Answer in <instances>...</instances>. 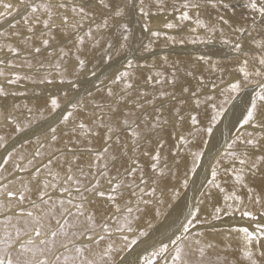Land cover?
Here are the masks:
<instances>
[{
    "label": "rangeland",
    "instance_id": "rangeland-1",
    "mask_svg": "<svg viewBox=\"0 0 264 264\" xmlns=\"http://www.w3.org/2000/svg\"><path fill=\"white\" fill-rule=\"evenodd\" d=\"M95 1H97V0H95ZM91 4H93V3H91ZM97 4H98V2L94 3V5H97ZM85 5H88L86 0H0V28L3 29V27H4L3 25H5V24L10 25V27L7 28L9 33L5 32L6 31L5 29L0 31V35L4 34V37L6 34V38H4V37L0 38V43L2 41H3L2 43H5V42H6L5 44L8 43V45L0 44V57H1L0 58V60H1L0 65H2V64L4 65L3 67L0 66V69L2 72L8 71L5 73L10 74V76L6 74L7 77L6 76H0V82L4 83L7 81L9 86H11V87H9V86L5 87V86H2L4 84H0V98L3 97V90H5V92L13 93L14 98H21V97H28V96H38L42 92H44L45 90H53V88H57L60 86L62 88L67 87V89H62L59 92L57 90L54 92L50 91L49 93L52 96H49L50 94H48V93H47L48 95L47 94L44 95L41 98V100H44L43 101L44 103L41 102L42 106L39 104L38 100H34V99L30 100V102H29V100H26V99H24V100L23 99L22 100H10L11 104H5V105L0 103V121L3 118H11L13 121H14V119L16 120L15 123L7 125L3 128L8 131L10 129H13L15 127V125L21 126L22 124H27L28 120H29V123H31V124H29V123L27 124V125H29L28 127H31V126L33 127L37 123L43 122V120L51 119L52 114H53L52 111H54V110L57 111L59 109V107L63 108L66 105L67 107L65 108V111H67L68 114H66L63 118H61L59 120V121H61V124L63 126L68 127V123H73L71 121L72 118L71 119L69 118V116H72V114H70L69 111H73V113H74V110L76 113L75 116H77V118L74 117L75 119L73 118L72 119L73 121L79 118L78 112L84 111V112H88L91 114V120H89V123H90L89 125L92 124L93 126L88 125V127H89L88 128L87 126H85L86 122L82 123L78 119L76 122H74L76 124V130L73 129L74 130L73 131L72 129H69V130H65L64 132L61 131L60 134H57L58 138L62 141H60L56 137L53 139V137L55 136L53 134H56V130H54L52 134L48 135V136H50V138H48L47 140L44 139L43 142L45 144L44 143L38 144V145L32 144L30 151H31V149H33L32 150L33 152H34V150H36L35 155H37V153L39 151L44 150V154L42 155V157L44 155H46L49 151H50L51 155L56 153V152H59L60 154H63V158L67 159L69 156H71V157H73V156L67 155V158H66V156H65L66 153H62L63 149H67L69 146L71 149H75L74 147L77 148L79 143L80 144L84 143V142L87 143L86 138L88 139V141H90V139L93 138L91 140V141H93V144L91 145L88 143V145H91L93 147L95 145V147L94 148L88 147L86 149L89 150L88 151L89 154H92L96 157L95 160H93V158L91 157L90 162H87L86 160H84V161L82 160L83 162L79 166H78V161H80L81 159L78 157H77V160L74 158L71 159L69 164H67V165L64 163V160H63L62 161L63 164H62V162H58L55 164L56 166L55 165L52 166V167H54V169L52 167H50V168L46 169L47 171H45V170L43 171L45 173V175L49 177V179L47 178V180L44 179L43 181L46 180L45 182H47L50 185H53L52 183L55 181H57V183L59 184L58 189H60V190L56 189L55 191H52V195H53V197L60 199L62 201V204H64L66 206V212L62 214V218L64 220L61 223V225L57 228V230H56V228L54 229V225H52L50 223H44V222H41L39 220H37V222H35L34 224L26 225V223L32 219V217H31L32 211H30L31 208H29V213H28L27 212L28 207L30 205H33L34 202H26L24 195L19 191V189H20L19 185L20 184H21V187H23V186H25L26 183L33 181L34 177L36 175H38L37 172H33L36 170V167L40 166V170L45 169L43 167L44 163L46 166V164H49L52 162V161L49 162L50 158H48V159L43 158V162L38 164V165H36L34 163L35 161L31 159L32 162L28 163L26 165V167H20V168L16 167L14 171H13L14 168H8L6 166V164L2 165V167L0 168V173H3V175H5V176L1 180H3L4 178L8 179L12 174H18V176L14 179L10 178L11 180L7 184L0 186V190L3 191L2 195L9 196V198L12 197L15 201V205H14L15 208L9 209V207L7 205H4L5 199L2 198L0 200V215L6 213L4 216L0 217V263L1 264L4 260L7 259V256L5 253L8 251L9 248L11 250H17V252L9 253L10 258L14 259V261H15V263H13V264H33L32 262H35L37 259L39 260L38 264H47V262L49 263V261L53 255V253L55 252V250L57 248L59 249L61 246H62V248L59 251L60 252L59 259L57 261L53 260L52 262H50V264H76L78 262L77 260L79 259L78 256L81 258L82 253L85 250L89 249L93 245H101V246L104 245L105 246L106 243L116 242L114 244H107V247H109L111 245H115L117 243L122 242L124 244V246L126 245V247L121 248L119 250L118 254L113 259H110L107 261V264H116L120 260L119 256L122 254L123 251H126L129 253L134 248L133 247L134 245L136 246V245L141 244V243L143 244V242L146 239H148L151 232L160 228L161 224L165 222V220H166L168 214L171 212V210H173V208L176 207V205L179 203V201L182 199V197H184L186 194L185 192H183V190L185 191V189L176 190V186L173 183V179H174V176L178 173V169L180 167H182V170H183V168H184L183 166H185V164H186V163L184 164V162L188 161L187 154H190V152L192 153L191 155L197 154L198 155L197 161L201 164V166L203 165L202 162L204 161L205 156L208 154L206 149L203 151L198 150L197 152L191 151L192 147L197 142L198 137H200V135H199L200 129L203 128V126H201L202 125L201 122L198 120V117L204 118L203 122L206 125V118H205V112H204L205 109L203 108L204 102L203 103H198V102L204 101V99H206L205 95H207V94H208L207 97L209 96L208 98L214 97L216 100H219L225 93H227L228 100H233L234 98H236V96H238L240 93H243L246 89L247 90L249 88L255 89L254 92L250 93L251 98L253 97L252 98V100H253L252 106L247 110L246 115L240 121H238V124L240 126L239 128H241V129H235L233 131V134L228 139L230 141L229 142L227 141L228 144L227 145L225 144V146H224V147H226L225 148L226 150L223 151L224 154L219 157L222 162L226 161V158L228 156L226 153L231 155L232 158L228 159L225 162L226 164L224 163L226 165L224 167H222L223 165H220L217 162H216L217 164L215 163L216 165L213 164V167L212 166L210 167V172L208 171L209 174L207 176H209V175L211 176V178L209 176L208 180L210 182L211 181L213 182L215 180L214 182H216L218 177L221 176V173H223L225 171H227V172L229 171L228 173L234 174L235 171L236 172L238 171V168H239V170L248 171L247 173H249V174L253 173L254 170H252V168H250V163L249 164L247 163L248 162L247 159H249L250 155H251V157H253V156H258L256 153H259V152L264 153V144L262 146L261 145H259V146L256 145L255 147L251 146L253 144V143H251V139L252 140L253 139H255V140L259 139L258 133L261 134V132H258V131H260V129L264 130V125H262V124H264V118H261L264 115V0H159V1L154 2L151 5H148V8H145V10H144L146 13L145 15L151 16L150 14L154 15L158 12L159 13L163 12L165 14L167 13L170 16H172V17H170L172 19H169V22L167 21V23H164V25L161 24L159 27H155V28L151 27L152 28V29H150L151 31L149 30L150 26L149 27H143L141 24V21L143 20V19H141V18H143V16H142L143 7L141 5L138 6L137 2L133 6L131 0H104L103 6H101L102 7L101 9L105 10L106 12L103 10L93 12L92 10L90 11L87 6L85 7ZM83 10H86L87 12L82 14ZM139 14H140V17L138 16ZM166 18H169V17H166ZM109 20H110V22H108ZM61 21H64V23H60ZM135 21H137V23L140 24L141 29L139 28L138 32L136 31L137 36L135 35V37H134V32L131 34V32L133 30L131 26H133L132 23H134ZM23 22H25L24 25H26V26L28 25L27 29L29 32L26 31V32H28V34H25V32H24V34L27 35L26 37L21 32H11L10 31L12 28L18 27V25H20ZM99 24L101 26H99ZM189 24H191V25H189ZM93 25L96 28H99V27L103 28L107 25L110 28V32H112L111 31L112 29L114 31L116 29L117 33H120V36L123 35L122 38L125 36L129 39V37H131V35H133L132 36L133 37L132 43L134 44V46L136 45L137 49L139 48L138 49L139 51H137V53L145 55V56L154 52L153 50H148V49H146V51H144L145 47L148 45L147 42L150 40L149 38H151L153 35L154 36L162 35V36H160L162 39V43L164 44L162 49L164 47H166L167 50H169L171 47L174 46V42H173L172 38L173 37L176 38L177 35L182 33L181 31L187 32L188 36H183L181 34V37L187 38V40H186L187 44H191L192 48L193 47L194 48H201V47H203L201 45L205 44L204 46H207L209 43L211 45L213 44L212 46H214V44H217V47L219 50L222 48L233 50V51H235V53L238 54V57H243V59H245V57H244V45L248 43V44H251L257 52L251 53V51H250L249 53H247L248 58L249 57L252 58V59L250 58V60H251L250 63H252V64H250L251 65L250 69H244V70H248L249 72H243V70H240L236 67L230 68L232 70H230V69L225 70V69H220V68L214 67L212 70L207 69L210 71V73H207L205 68H202L200 66H195V64L194 65L190 64V61L201 60V58L205 55V53L207 51H205V53L202 52L201 54L196 53L198 55L193 54V56L196 55V58L194 57L195 60L194 59L191 60L189 58L190 61H187V62L184 61V63H182L181 65H179V62H177L175 60L173 61V60L167 59L164 62L162 61L164 64L160 62V64L157 67L154 66L152 68L153 70H151V68L150 69L147 68V69H149V71H148L146 68H142L144 66L149 65V64L148 65L145 64L144 61L139 60V62H137V64L136 63L134 64L133 62L130 63V61H132V53L130 52V50H131L130 47H128L125 50H119L121 43L120 42H118V43L116 42L117 44L114 43V41L110 37L107 36L108 31L105 32L104 30H102L101 32L104 34L102 35V33L100 32L97 35L98 37L95 39L93 38V41H91L94 43V46L95 45L96 46L90 47L89 49H86L85 51L88 52V54H86V55L84 54V51H83V54L85 55V56L83 55V57H82V52H79V53H81L80 56L75 57V61H77L76 64L73 66H70V64L68 65V62L71 61L72 57L66 53V50L64 51L67 44L62 43L63 39H59L56 37L57 40H55V37H53V36H55L54 32L60 30L61 28L63 29V26H65L64 28H73V31H76L79 33V31L81 29L94 27ZM145 26H146V24H145ZM153 29H155V30H153ZM178 31H180L179 34H178ZM145 32H147L146 36H145ZM78 33H76V34H78ZM15 34L16 35L18 34V35L16 36ZM20 34H22V35H20ZM160 37H158V38H160ZM53 38H54V40H53ZM136 38H138V39H136ZM16 39L17 40L19 39L18 40L19 42ZM65 40L66 39L64 38V41ZM70 40H71V42L74 41L72 39H70ZM12 41L15 44L12 43ZM51 41H52V43H51ZM9 42H10V44H9ZM135 42H137L138 44ZM60 43H62L63 45L60 46ZM100 44H102V45H100ZM195 44L196 45L199 44L200 46L197 47V46H195ZM97 45L99 46V48H98L99 50L97 49ZM113 45L115 47V51L113 49L110 52L109 49L114 48V47H112ZM2 46H4V49L2 48ZM212 46H210V47H212ZM5 47H7V48H5ZM52 47H54V48H52ZM49 49H53V50H49ZM96 50H98V51H96ZM245 50H246V48H245ZM43 53H44V56H43ZM61 53L63 54L62 56L64 57V60L66 59L65 61L63 60V58L61 59V57H60ZM96 54H99V56L98 55L96 56ZM102 54H103V56H101ZM167 54L168 53H166V52H165V54L162 53L161 56H158V59L159 58L166 59L167 57H164V56ZM88 56H89V58H88ZM189 56H192V55H189ZM5 57H7L6 58L7 61H5ZM12 57L14 59H18V58L19 59L14 62V59ZM36 57H38V58H36ZM96 57H97V59L100 57L98 61H97ZM186 57H188V56H186ZM10 58H12V59H10ZM58 58H59V60H58ZM215 58L218 59V57H215ZM41 59L46 60V61L43 62ZM86 59H88V60H86ZM60 60H62V61L60 62ZM24 61L26 62V66L21 65V63ZM47 61H49V62H47ZM25 62H24V64H25ZM95 62H97V63H95ZM118 62H123L124 67H128L129 65H133V67H131L130 70L127 69V71L121 70V73L117 74L116 76H113L114 80L112 78L111 83L110 84L107 83L108 88L110 87L111 84L114 83V81H116L117 78H119V76H121L122 74H125L126 72H128V73L137 72V74H140V72H144L145 74H147V71H148V74H150V75L153 74V75L151 77L148 76L146 79L142 80L143 82L144 81L145 82L141 83L142 86H140V87L139 86H135V88L132 87L133 85L138 84V81L141 78V77L139 78L138 76H136L131 81V83H133V84L129 83L130 81L126 82L125 89L132 87V88H129L127 91L124 88H119V89H117L118 91H115L116 89L111 91V89H110L108 91L103 92L101 95H107V99H109V100H102L101 101L100 99H102V98H99V99H97L98 101L94 100V102H93V100L85 101V102L81 103V105H79V106L75 105L77 109L75 108L74 105H73L74 107L68 106V104L70 105V104L74 103L73 102L74 100H70V96L72 95L71 94L72 90H69L68 88H73V89L81 88V87H79L80 84L77 87L75 82L76 81H78V82L82 81L83 80L82 78L86 75V73H88L87 76H89V79L97 76L100 73V68L98 67V64H100V66L101 65L106 66V65L111 64V66H112L115 63L118 64ZM215 62L216 63L218 62V64H220L223 61H215ZM41 63L43 65V67H42ZM44 63H46V64H44ZM72 63H74V60ZM180 63H181V61H180ZM208 63H209V61L207 62V64ZM31 64L36 65V66H33V68H32ZM92 64H95V66ZM139 64H140V67L138 66ZM79 66H81V67H79ZM83 66H84V68H83ZM90 66H92V67L90 68ZM182 66H184V67H182ZM74 67H76V68H74ZM159 67H160V69H158ZM187 68H188V70H186ZM9 69H10V71H9ZM23 69L24 70L28 69V71H25L26 73L24 75H22L24 73ZM64 69L66 71H68L70 69H72L73 72L77 71L75 73V76H73L72 80L66 79L65 74H64V71H65ZM76 69H78L79 71L81 70V71L78 72V70H76ZM42 70L44 73L42 72ZM62 70H64V71H62ZM89 70H90V72H89ZM18 71H19V73H18ZM38 71H39V73H38ZM83 71H85V72H83ZM152 71H156V72H152ZM162 72H163V74H162ZM14 73L16 75H14ZM77 73H78V75H77ZM56 74L59 77L56 76ZM103 74L107 75V72H103ZM231 74L233 77H235V79L232 80L233 77L231 76ZM30 75H32V76H30ZM125 76H127V74ZM16 78H18V79H16ZM31 78L34 80H39V81L41 80V81L40 82L36 81L34 83V82L30 81V80H32ZM36 78H38V79H36ZM153 78H156V79L152 80ZM12 79H15V80L12 81ZM15 83H17V84H15ZM149 84H151V85L148 87ZM9 88H13L14 90L9 89ZM152 88H153V90H156L158 88L161 89L163 91V94H164V95H161L162 98L160 96H157V98H156L155 97L156 95L148 94L149 92L153 91ZM136 89H138V90H136ZM149 89H151V91ZM185 90H187V91H185ZM176 91H177V93L180 91L182 92L179 97H177L178 95H177ZM66 93H68V94H66ZM93 93L95 95L97 93V91L96 92L92 91L90 94L93 95ZM205 93H207V94H205ZM55 94H57V95H55ZM127 94L130 96V98L128 100L126 98L125 101L124 100L122 101L121 97L124 96L123 98H125V95H126V97H128ZM58 95H59V97H58ZM60 95H64V96L66 95V98H65L66 100L64 99V102L62 101L63 104L60 103L61 104L60 105L59 104L60 101L56 100V103H58V104L51 105L49 108V105L47 104V99L50 98L49 100L54 102V100L57 99V97L60 98ZM108 95H110V96H108ZM54 96L56 98H53ZM111 96H112V98H111ZM114 96L116 97V99L120 97L119 99L121 101H119V99L116 100L114 98ZM191 96L194 98H192ZM180 97H184V99H180ZM51 98H53V99H51ZM170 98H171V100H170ZM172 98H174V99H172ZM260 98H262V100H259ZM185 99H186V101H188L190 99L189 100L190 102L188 101L189 106L188 105L186 106L184 104H181V105L178 104V102L183 103V101H185ZM139 100H140V102H139ZM150 100L154 104L147 103V102H151ZM176 100H178V101H176ZM130 101L131 102L134 101V103L131 104ZM159 101H161V102H159ZM0 102H1V100H0ZM45 102H46V104H45ZM117 102H119V103H117ZM121 102H124L123 106H122ZM217 102H219V103H216V102H215L216 104L214 103L216 106H218L221 103V101H217ZM29 103L30 104L32 103V104L30 105ZM91 103H93V105ZM120 103H121V105H120ZM172 103L178 104L179 109L177 110V112H168L169 111L168 104L170 105ZM90 104H91V107H90ZM38 105H40V106H38ZM115 105H117V106H115ZM210 105H211V102L206 104L205 108H207V107L209 108ZM46 106H47V108H46ZM53 106L54 107L56 106L54 108V110L51 109V108H53ZM165 106L167 107V109L165 108ZM71 107H73L72 108L73 110L71 109ZM129 107H131L132 109ZM135 107H137L136 108L137 112L135 110ZM193 107H194V109H193ZM30 108L33 109V113H35L34 114L35 118H36L38 110L40 113L42 111L43 116L42 115L38 116V118H36L38 120L33 119V117L30 118L31 113L29 114V112L32 111ZM48 108L50 110H48ZM100 108H102V109H100ZM181 108H183V109H181ZM197 108H198V110H197ZM208 108L206 110H208ZM46 109H47V111H45ZM105 109H106V112H105ZM109 109H113L114 112L113 111H112V113H110L111 111L108 112ZM154 109H156V110H154ZM216 109L219 112L218 108H216ZM184 110L186 111V113ZM194 110H196V111H194ZM124 111H126V113L127 112H129V113L126 114ZM47 112L50 115H48ZM133 112H135V113L133 114ZM189 112H190V114H189ZM92 113L94 114V116L92 115ZM119 113H125V114H119ZM131 113L134 115V117L132 116ZM170 113H172V114L174 113L173 114L174 116ZM223 113L226 114L225 111ZM104 114H105V116H104ZM115 114H117V117ZM136 114H137V118H135ZM160 114H161V116H159ZM185 114H186V116H185ZM119 115L121 117V120L119 119L120 118ZM124 115H126V118ZM129 115L132 117H129ZM190 115H191V117H190ZM152 116L154 119L151 118ZM165 116L167 117V119H163ZM176 116H177V118H176ZM179 116H180V118H179ZM39 117H40V119H39ZM105 117H107V118H105ZM127 117H129V118H127ZM169 117H170V119L172 118L171 121L168 120ZM55 118H57L56 115L52 117V120ZM102 118H105V119H103V121H101ZM108 118H109V120L107 121L106 119H108ZM110 118H113V119L110 120ZM114 118H118V119L114 120ZM133 118H135V119H133ZM147 118H149V119H147ZM18 119H21V120H18ZM30 119H32V120H30ZM96 119H98V120H96ZM105 120H106V122H105ZM125 120H127V122ZM144 120H146V123L148 122L147 125H145L146 123ZM186 120H188V121L186 122ZM190 120H192V121H190ZM194 120H196V122ZM110 121H111V125H110ZM112 121H115V122H112ZM142 121H144V122H142ZM79 122H81V123L79 124ZM102 122H104V123H102ZM149 122H150V126L148 125ZM174 122H175V124H173ZM197 122H198V124H196ZM113 123H115V124H113ZM118 123H120V124H118ZM139 123H140V125H139ZM141 124L143 125L142 126L143 129L146 127L145 128L146 131L143 129H142V131H140L141 128H139V127L141 126ZM190 124H191V126H190ZM78 125L79 126L81 125V126L78 127ZM99 125H103V126H99ZM114 125H115V127H114ZM123 125H125V127ZM157 125H158V127H157ZM160 125H161V127H160ZM251 125L253 127L254 126L255 127L258 126V127H256V128L254 127V129H256V130H253L252 128L247 127V126H251ZM167 126H169V127H167ZM176 126L177 127L179 126L178 128L180 130ZM181 126H185V127L189 126V128H185V127H181ZM82 127L84 129H82ZM85 127H86V129H85ZM120 127H123V128L121 129ZM151 127L156 128V130L155 129L153 130ZM0 128H1V126H0ZM164 128H167L171 132V134H173L172 138L175 135L174 140L177 144L173 140L172 144H171L172 149L169 152H167V149H166L167 147L165 148L163 146V148H162L163 150H161V152H163V153H161V152L159 153L162 157L160 155H156L154 157V155H153L155 153H158L157 151H159L161 146L159 148H157L158 146L156 147L157 151L155 150V148L152 149L154 151V153H152L151 157H149V156H146V157L150 158L151 160H152V157H154V161L150 165H155L156 167L150 166V165L141 166L142 164H144V162H143V160L145 158L144 155L151 153V151H147V150H151V148L148 149L149 140H152L151 142L155 144L156 139L158 137V134H156V133H159ZM181 128H184V129H181ZM215 128H216V126L212 127V129H211L212 132L215 131ZM246 128H247V130H246ZM77 129H80L81 131H83L85 133L79 132V135H78ZM95 130H97L98 132L100 131V132L98 133ZM138 130H139V132L144 131L146 134L145 133H143L144 135L142 133L140 134V133H138ZM158 130H160V131H158ZM88 131L89 132L91 131L92 133L91 132L89 133ZM94 131H95V133H94ZM22 132H23V130L18 129V131L14 133L15 135L12 134V135L8 136V137H10V140H8L9 138L5 137L3 144H6L7 142L9 143L16 135L19 136V134H21ZM126 132H128V133H126ZM178 132L181 135H179ZM46 133H48V132L46 131ZM65 133H67V134H65ZM222 133H224V132H222ZM25 134H28V133H24L23 135H25ZM68 134H70L71 136ZM83 134H85V135H83ZM99 134L101 136H99ZM110 134H113V136ZM122 134L123 135L128 134L127 135L128 137L126 135L123 137V136H121ZM42 135L44 136L45 134H41L38 138L36 137L35 140H37V139L39 140V138L43 137ZM61 135H62V137L63 136H65V137L61 138ZM104 135H106V136H104ZM213 135L214 134H208L207 135V142L209 139H212ZM102 136H104L105 138L103 139ZM131 136H133V137H131ZM126 137H127V139H126ZM155 137H156V139H155ZM99 138H100V140H99ZM121 138H123L122 141H124V139H126V141L122 142ZM141 138L142 139L144 138V139L142 140ZM147 138H149V139L146 140ZM65 139H67L68 142ZM71 139H73V140H71ZM95 139H96V141H95ZM138 139H139V141H138ZM235 139H237V141H235V142L240 141L241 145H239V144L237 146L233 145L235 142L232 143V141ZM70 140H71V143L69 144ZM103 140H105V142ZM5 141H7V142L5 143ZM116 141H119V142L121 141V143L116 142ZM143 141L145 142V144L148 141L147 142L148 147L144 148L145 144ZM162 141L165 142L164 137L161 139V142ZM31 142H32V140H30L26 143H31ZM66 143H68V144H66ZM152 143H150V144H152ZM51 144L53 145V147L51 146ZM141 144H143L144 146ZM191 144H192V146H191ZM46 145H48V147ZM59 145L62 146V149L60 148L61 146L58 147ZM111 145L115 149L113 148L112 151L110 152L109 148L111 147ZM35 146H37L38 149H37V147L35 148ZM41 147H43V148H41ZM55 148H57V151H54ZM118 148H120V149H118ZM134 148H136V149H134ZM142 148H144V150H142ZM81 149L82 148H80V150ZM98 149H100L101 151ZM80 150L78 149L77 152H79ZM122 150L124 152H126L127 150H129V151H127L128 153L127 152L124 153V152H122ZM140 150H142V153ZM115 151H116V153H115ZM131 151H132V153L130 155H128L129 152H131ZM255 151H256V153L254 154L253 152H255ZM147 152H149V153H147ZM15 153H16L15 151L11 152L9 155H7V159L10 158L12 160V162H14L15 158H17V156H18V158L16 159L17 160L16 162L17 163L23 162L25 157L20 156L18 153L17 154H15ZM105 153H107V156L105 155ZM112 153H114V154H112ZM261 153H259V154H261ZM137 154H139V156ZM136 155H137V158H136ZM166 155H168V156H166ZM14 156H16V157H14ZM115 156H116V158H115ZM138 157H140V159ZM178 157H179V159L180 158L181 159L180 160L176 159ZM158 158H160V159H158ZM57 159H58V157H57ZM115 160L117 162L121 161L120 164L117 166V169L114 168V166H110L111 163L113 165H116L119 163V162L118 163L115 162ZM254 160H256V159H254ZM162 161H163V164H162ZM182 161H183V164H182ZM16 162H15V164H17ZM138 162H141V163H138ZM148 162L149 161L145 160V163H148ZM168 162H169V165L167 164ZM73 163H75V164H73ZM157 163H158V166H157ZM59 164L60 165L62 164L61 167ZM131 164L132 165L135 164V166H133L131 168V166H132ZM257 164L258 163H253L254 166H256ZM58 165H59V168H57ZM120 165L122 168L120 167ZM64 166H66V167L64 168ZM143 167H145V168H143ZM147 167L149 170L147 169ZM150 168L152 169V171ZM217 168H219V169H217ZM229 169H231V170H229ZM60 170H62V172ZM129 170H131V171H129ZM164 171H165V173L163 174ZM51 172H52V175H51ZM216 173H217V175H216ZM134 174H135V176H134ZM57 177H59V179ZM161 177H165V178H161ZM49 182H51V183H49ZM147 182H148V185H146ZM12 184L13 185L17 184V188H16L15 192L12 190V187H6L7 185H12ZM161 184L162 185L165 184V186L164 185L162 186ZM168 184H170V185H168ZM157 185H158V187H157ZM184 186H182V187H184ZM152 187H154V188H152ZM159 188H162L161 190H163V188H166V189H164V191L161 192V190H159ZM62 190L64 191L63 194H61L59 192ZM228 190H229L228 188L225 189L226 192ZM153 191L155 192V194ZM174 193H175L174 199L171 200L170 202H168L169 197ZM165 194H168V195L165 196ZM160 195L162 197L164 196L163 197L164 199ZM229 195H230V193L227 192V196H223V197H229ZM141 196H143V197H141ZM207 196H208L207 193H205L201 196V203L205 200V198ZM89 198H90V200H88ZM156 198H158L159 200ZM165 198H167V199H165ZM190 198L192 199L190 201H195L194 206H196L198 203L196 196L194 194H192V195H190ZM86 200H88V201H86ZM142 200L146 201V204H144ZM156 200H157V202H156ZM162 201H164V202H162ZM158 203L160 205H166V204L167 205L162 206V208L160 209L161 215L158 212V215L161 216L160 218L148 222L147 221L148 216L151 213V211L153 209L160 207ZM169 203H171L172 205ZM151 204H153V205H151ZM40 205H42V203L39 204V206ZM82 205H85V206L83 207ZM156 205H157V207H156ZM75 206H77V208L79 210L76 211L77 208ZM107 207H108V209H107ZM220 207L221 208L218 209L216 212L208 214L204 217H200L201 209L196 210V209L192 208V210L188 213V215L190 216V218L193 215L194 222L192 224H187L189 226H187L186 228L180 227L182 222L179 221L177 223V227L173 228L174 230H176V233H175L176 241L174 242V246L172 248H170V247L168 249L166 248L167 250L164 253V256H169L171 253L175 254L177 252L176 251L177 247L179 245H181V243L189 236V234H194V233L198 232V228H200L201 226H205V225H209V224L214 225L217 223L226 224V222H229V221H226L224 219L225 217H227L228 214H226V213L229 210L227 209V207L224 204L220 205ZM206 208H209V206H206ZM107 212H108V214H107ZM119 212H121L120 213L121 215L120 214L118 215ZM20 213H25V214L20 215ZM85 214H88V216H91L92 214L95 215L96 217L100 216L97 219L99 222L97 223L96 220L93 222L87 221L86 224H84L83 226H79V227H77L75 224L69 225V222H71L73 220V217L75 215L85 216ZM237 214H238L237 212L229 213V215H233L235 217ZM259 214L264 216V212H262V211H260ZM122 216L126 217V219L128 221L123 222V220L121 219ZM101 218H102V220H101ZM163 219H165V220H163ZM250 219L251 220L255 219V222H258V220H260L256 217L250 218ZM250 219H249V221H251ZM171 220H172V218H169L167 221L171 222ZM240 220L243 223L246 222V221H243L242 219H240ZM260 221L264 222V218L263 219L261 218ZM253 226L254 227L251 228V232L249 230V233H251V234L253 233V235L255 234V236L259 235V233L261 234V236L264 235V231H263L264 225L263 224H253ZM100 227L102 228L101 231H103V234H101V231H100L99 237L94 238V235L96 234L97 229ZM248 227H250V226H248ZM220 228H225V227L221 226ZM216 229H219V228H216ZM216 229H214V230H216ZM31 230L33 231V234L31 236H29L27 238L22 237L26 233L30 232ZM161 230L163 231V228H161ZM256 230H262V231L257 232ZM200 231H202V230L200 229ZM44 234H48V235H44ZM114 235H116V236H114ZM17 239L21 240V243L15 248L13 242L16 241ZM36 239H38V240L36 241ZM42 243H43L42 247H44L46 245H50L49 251L48 252L43 251L39 257L34 258L32 260H28L29 258L32 257V255L35 254L36 248L41 247L39 245H41ZM36 245H38V246H36ZM18 247H20L19 248L20 252H18V249H17ZM74 249H76V252H74ZM134 251H132L131 253H133ZM14 254H18V256H19L18 259L14 257L15 256ZM10 258L7 259L6 261L8 263L10 262L9 264H12L10 261L11 260ZM257 264H264V261H260Z\"/></svg>",
    "mask_w": 264,
    "mask_h": 264
},
{
    "label": "bare ground",
    "instance_id": "bare-ground-1",
    "mask_svg": "<svg viewBox=\"0 0 264 264\" xmlns=\"http://www.w3.org/2000/svg\"><path fill=\"white\" fill-rule=\"evenodd\" d=\"M87 1V4L88 5H85V7L87 6L88 7V9L91 11H100V10H103V9H101L102 7L101 6H103V2H104V0H97V1H95V0H86ZM156 1H159V0H131V2H132V4H133V6L135 5V3L137 2L138 3V6L139 5H141L142 7H143V9H142V16H143V18H141V19H143L142 21H141V24H142V26L143 27H149V30L150 29H152L151 27H153V28H155V27H159L161 24H163L164 25V23H167V21L169 22V19H172V18H170V17H172V16H170L169 14H165V13H163V12H158V13H156V14H150L151 16H149V15H145L146 13H145V8H148V5H151V4H153L154 2H156ZM95 2H98V4L97 5H94V3ZM91 3H93V4H91ZM156 4V3H155ZM156 6V5H155ZM86 9V8H85ZM199 9V8H198ZM103 11H105V10H103ZM153 11V10H152ZM156 11V10H155ZM85 12H87L86 10H83L82 11V14H84ZM106 12V11H105ZM104 12V13H105ZM149 12V11H148ZM154 13V12H153ZM103 14V13H102ZM179 15V14H178ZM139 17H140V14L138 15ZM166 17H169V18H166ZM56 20V19H55ZM97 21V20H96ZM92 22V21H91ZM95 22V21H94ZM104 22V21H103ZM107 22V21H106ZM108 22H110V20L108 21ZM118 22V21H117ZM24 23L25 22H23V23H21L20 25H18V27H14V28H12L10 31L11 32H21V33H23V35H25V34H28V29H27V27H28V25L26 26V25H24ZM60 23H64V21H61ZM119 23V22H118ZM23 24V25H22ZM108 24V23H107ZM145 24H146V26H145ZM104 25V24H103ZM132 25L133 26H131L132 27V32H131V34L134 32V37H135V35H136V31L138 32V30H139V28L141 29V27H140V24L139 23H137V21H135L134 23H132ZM189 25H191V24H189ZM188 25V26H189ZM193 25V24H192ZM4 27H3V29L2 28H0V31L1 30H6L5 32H8V30H7V28H9L10 27V25H7V24H5V25H3ZM94 26V25H93ZM99 26H101L100 24H99ZM26 27V28H25ZM30 27V26H29ZM65 26H63V29L61 28L60 30H58V31H55L54 32V35L55 36H53V37H55V40H57L56 39V37L57 38H59V39H63V41H64V38L66 39L64 42L62 41V43L63 44H67V46H66V48L64 49V51L66 50V53L68 54V55H70L72 58H71V61L70 62H68V65L70 64V66H73V65H75L76 64V62L77 61H75V57H78V56H80V54L81 53H79V52H82V57H83V55L85 54H88V52H86L85 50L86 49H89L90 47H95L94 46V43L93 42H91V41H93V38L95 39V38H97L98 36V34L102 31V30H104L105 32H107V36L108 37H110L113 41H114V43H118V42H120L121 43V45H120V48H119V50H125V49H127L128 47H130V52L132 53V61H130V63L131 62H133L134 64L136 63L137 64V62H139V60H141V61H144V63L145 64H149L148 66H144V67H142V68H151V70H153L152 68L154 67V66H158L159 64H160V62L161 63H163L164 61H166L167 59H170V60H175V61H177V62H179V65H181L182 63H184V61H190V59L192 60V59H194V57L196 58V55H198V54H196V53H205V51H207L206 53H205V55L201 58V60H199V61H190V64L191 65H194L195 64V66H200V67H202V68H205V70H206V72L207 73H210V71L209 70H207V69H213L214 67H217V68H220V69H225V70H228V69H230V68H238V69H240V70H243V72H249L248 70H244V69H250V67H251V65L250 64H252V63H250V58L251 57H249L248 58V56H247V53H249L250 51H251V53H255V52H257L255 49H254V47L251 45V44H245L244 45V57H245V59H243V57H238V54L237 53H235V51H233V50H229V49H226V48H222V49H218V47H217V44H214V46H212L210 43L207 45V46H204V45H201V46H203V47H201V48H192L191 47V44H187V38H182L181 37V34L183 35V36H188V34H187V32L186 31H181L182 33H180V31H178V34L179 35H177V37L176 38H172V40H173V42H174V46L173 47H171L169 50H167V48L166 47H164L163 49H162V47L164 46V44L162 43V39H161V37L160 36H162V35H160V36H152L151 38H149L150 40L147 42L148 43V45L145 47V50L144 51H146V49H148V50H153L154 52L153 53H151V54H148L147 56H145V55H142V54H138L137 53V51H139L137 48H136V45L134 46V44L132 43V39H133V35H131V37H129V39L127 38V37H123L122 38V36L123 35H121L120 36V33H117V30L115 29V31L112 29L111 31L113 32H110V28H109V26H105V27H103V28H96L95 26L94 27H91V28H84V29H81L80 31H79V33L78 32H76V31H73V28H64ZM134 27V28H133ZM75 28V27H74ZM27 29V30H26ZM153 30H155V29H153ZM188 30V29H187ZM26 31H28V32H26ZM151 31V30H150ZM24 32H25V34H24ZM9 33V32H8ZM7 33V34H8ZM76 33H78V34H76ZM102 33V32H101ZM140 33V32H139ZM11 34V33H10ZM9 34V35H10ZM52 34V33H51ZM104 33H102V35H103ZM142 34V33H141ZM164 34V33H163ZM16 35V34H15ZM18 35V34H17ZM16 35V36H17ZM20 35H22V34H20ZM50 35V34H49ZM106 35V34H105ZM116 35V36H115ZM147 35V32H145V36ZM8 36V35H7ZM27 35H25V37H26ZM51 36V35H50ZM94 36V37H93ZM137 36V35H136ZM4 37V34L3 35H0V38H3ZM19 37V36H18ZM49 37V36H48ZM144 37V36H143ZM142 37V38H143ZM158 37H160V38H158ZM4 38H6V34H5V37ZM148 38V37H147ZM15 39V38H14ZM70 39H72V40H74V41H72L71 42V40ZM101 39V38H100ZM136 39H138V38H136ZM2 40V39H1ZM6 40V39H5ZM8 40V39H7ZM17 40V39H16ZM19 40V39H18ZM17 40V41H18ZM53 40H54V38H53ZM135 40V39H134ZM167 40V39H166ZM16 41V42H17ZM48 41V40H47ZM131 41V42H130ZM3 42V41H2ZM0 43V44H4V45H8V43L7 44H5V43ZM8 42V41H7ZM19 42V41H18ZM21 42V41H20ZM97 42V41H96ZM182 42V43H181ZM12 43H14L13 41H12ZM51 43H52V41H51ZM62 43H60V46H62L63 44ZM101 43V42H100ZM116 43V44H117ZM135 43H137V42H135ZM9 44H10V42H9ZM15 44V43H14ZM17 44V43H16ZM19 44V43H18ZM138 44V43H137ZM49 45V44H48ZM52 45V44H51ZM99 45V44H98ZM97 45V49L99 48V46ZM100 45H102V44H100ZM119 45V44H118ZM193 46V45H192ZM195 46H200L199 44L198 45H196L195 44ZM210 46H212V47H210ZM112 47H114V45L112 46ZM210 47V48H209ZM2 48L4 49V46H2ZM5 48H7V47H5ZM52 48H54V47H52ZM104 48V47H103ZM102 48V49H103ZM245 48H246V50H245ZM10 49V48H9ZM96 49V48H95ZM105 49V48H104ZM114 49V51H115V47L114 48H111V49H109V51L111 52V50H113ZM157 49V50H156ZM209 49V50H208ZM49 50H53V49H49ZM99 50V49H98ZM98 50H96V51H98ZM83 51H84V54H83ZM90 51V50H89ZM142 51V50H141ZM209 51V52H208ZM104 52V51H103ZM143 52V51H142ZM165 52L166 53H168L167 55H165L164 57H167L166 59H164V58H159L158 59V56H161V54L163 53V54H165ZM109 53V52H108ZM95 54V53H94ZM110 54V53H109ZM193 54H196V55H194L193 56ZM13 55V54H12ZM26 55V54H25ZM63 54L61 53V59L63 58V60H64V57L62 56ZM84 55V56H85ZM93 55V54H92ZM99 56V54H96V56ZM189 55H192V56H189ZM23 56V55H22ZM28 56V55H27ZM43 56H44V53H43ZM66 56V55H65ZM69 56V57H70ZM101 56H103V54L101 55ZM186 56H188V57H186ZM11 57V56H10ZM19 57V56H18ZM21 57V56H20ZM24 57V56H23ZM47 57V56H46ZM91 57V56H90ZM94 57V56H93ZM151 57V58H150ZM192 57V58H191ZM215 57H218V59H216ZM225 57V58H224ZM1 58V57H0ZM7 57H5V61H7V59H6ZM13 58V57H12ZM12 58H10V59H12ZM36 58H38V57H36ZM35 58V59H36ZM88 58H89V56H88ZM100 58V57H99ZM99 58L97 59V57H96V59H97V61L99 60ZM190 58V59H189ZM199 58V57H198ZM14 59V58H13ZM19 59V58H18ZM18 59H14V62L16 61V60H18ZM45 59V58H44ZM252 59V58H251ZM21 60V59H20ZM23 60V59H22ZM34 60V59H33ZM42 60V59H41ZM58 60H59V58H58ZM66 60V59H65ZM64 60V61H65ZM73 60H74V63H72L73 62ZM86 60H88V59H86ZM85 60V61H86ZM195 60V59H194ZM43 62L44 61H46V60H42ZM62 60H60V62H61ZM79 61V60H78ZM92 61V60H91ZM163 61V62H162ZM180 61H181V63H180ZM209 61V63L207 64V62ZM215 61H223L222 63H220V64H218V62L216 63ZM0 62H1V60H0ZM3 62V61H2ZM25 62V61H24ZM24 62H22L21 63V65L22 66H26V62H25V64H24ZM47 62H49V61H47ZM67 62V61H66ZM8 63V62H7ZM72 63V64H71ZM95 63H97V62H95ZM129 63V64H130ZM142 63V62H141ZM166 63V62H165ZM1 64V63H0ZM6 64V63H5ZM10 64V63H9ZM44 64H46V63H44ZM49 64V63H48ZM62 64V63H61ZM90 64V63H89ZM164 64V63H163ZM20 65V66H21ZM41 65H42V63H41ZM80 65V64H79ZM87 65V64H86ZM92 65H94L95 66V64H92ZM97 65V64H96ZM124 65V63L123 62H118V64H113L112 66H111V64L110 65H106V66H104V65H101L100 66V64H98V67L100 68V73L97 75V76H95V77H92L91 79H89V76H87V74L88 73H86V75L82 78L83 80L82 81H76L75 82V84H76V86L78 87L79 86V84H80V86L79 87H81V88H79V89H77V88H75V89H73V88H68L69 90H72V95L70 96V100H74L73 102L74 103H72V104H68V106H75V105H77V106H79V105H81V103H83V102H85V101H90V100H93V102H94V100H97V99H99V98H102V99H100L101 101L102 100H109V99H107V95H101L103 92H105V91H108V90H110L111 89V91L112 90H115V91H118L117 89H119V88H124L125 89V84H126V82L127 81H130L129 83H131V81L133 80V78H135L136 76H138L139 78H140V80L138 81V84H135V85H133L132 87H134L135 88V86H142V84L141 83H144L142 80H144V79H146L148 76L149 77H151L152 75H150V74H148V71H149V69H147L148 71H147V74H145L144 72H140V74H137V72H130V73H128V72H126L125 74H122L121 76H119V78H117L116 79V81H114V83L113 84H111L110 85V87L108 88L107 87V83H111V79L113 78V76H116L117 74H119V73H121V70H126L127 71V69H129L130 70V68L131 67H133V65H129L128 67H124L123 66ZM173 65V64H172ZM185 65V64H184ZM0 66H4L3 64L2 65H0ZM7 66V65H6ZM31 66H32V68H33V66H36V65H32L31 64ZM50 66V65H49ZM48 66V67H49ZM58 66V65H57ZM65 66V65H64ZM139 67H140V64L138 65ZM162 66V65H161ZM160 66V67H161ZM188 66V65H187ZM186 66V67H187ZM42 67H43V65H42ZM46 67V66H45ZM52 67V66H51ZM79 67H81V66H79ZM92 66H90V68H91ZM160 67L158 68V69H160ZM171 67V66H170ZM182 67H184V66H182ZM69 68V67H68ZM71 68V67H70ZM74 68H76V67H74ZM83 68H84V66H83ZM89 68V67H88ZM94 68V67H93ZM177 68V67H176ZM179 68V67H178ZM4 69V68H3ZM81 69V68H80ZM166 69V68H165ZM164 69V70H165ZM170 69V68H169ZM175 69V68H174ZM184 69V68H183ZM41 70V69H40ZM57 70V69H56ZM55 70V71H56ZM65 70V69H64ZM64 70H62V71H64ZM76 70H78V69H76ZM98 70V69H97ZM150 70V71H151ZM168 70V69H167ZM180 70V69H179ZM186 70H188V68L186 69ZM230 70H232V69H230ZM4 71V70H3ZM9 71H10V69H9ZM14 71V70H13ZM23 71H24V73L22 74V75H24L26 72L25 71H28V69L27 70H24L23 69ZM81 71V70H80ZM79 70H78V72H80ZM95 71V70H94ZM158 71V70H157ZM162 71V70H161ZM182 71V70H181ZM5 72H8V71H5ZM5 72H2L1 71V69H0V76H6L7 77V75H9L10 76V74H7V73H5ZM42 72H43V70H42ZM77 72V71H76ZM76 72H73L72 71V69H70V70H68V71H64V74H65V77H66V79H73V76H75V73ZM83 72H85V71H83ZM89 72H90V70H89ZM103 72H107V75H104L103 74ZM123 72V71H122ZM152 72H156V71H152ZM18 73H19V71H18ZM22 73V72H21ZM28 73V72H27ZM38 73H39V71H38ZM44 73V72H43ZM52 73V72H51ZM187 73V72H186ZM7 74V75H6ZM41 74V73H40ZM63 74V73H62ZM127 74V76H125ZM162 74H163V72H162ZM14 75H16L15 73H14ZM54 75V74H53ZM52 75V76H53ZM77 75H78V73H77ZM8 76V77H9ZM30 76H32V75H30ZM29 76V77H30ZM42 76V75H41ZM46 76V75H45ZM56 76H58L57 74H56ZM64 76V75H63ZM231 76H232V74H231ZM36 77V76H35ZM51 77V76H50ZM59 77V76H58ZM233 77V76H232ZM49 78V77H48ZM168 78V77H167ZM8 79V78H7ZM10 79V78H9ZM16 79H18V78H16ZM32 79V78H31ZM36 79H38V78H36ZM44 79V78H43ZM63 79V78H62ZM61 79V80H62ZM65 79V80H66ZM154 79H156V78H153L152 80H154ZM163 79V78H162ZM233 79H235V77H233L232 78V80ZM11 80V79H10ZM9 80V81H10ZM13 80H15V79H12V81ZM30 80V79H29ZM50 80V79H49ZM52 80V79H51ZM113 80H114V78H113ZM136 80V79H135ZM138 80V79H137ZM161 80V79H160ZM31 82H38L39 80H34V79H32V80H30ZM41 81V80H40ZM39 81V82H40ZM45 81V80H44ZM142 81V82H141ZM136 82V81H135ZM11 83V82H10ZM14 83V82H13ZM59 83V82H58ZM64 83V82H63ZM0 84H4V85H2V86H5V87H7V86H9V84H8V82L6 81V82H4V83H2V82H0ZM15 84H17V83H15ZM68 84V83H67ZM128 84V83H127ZM131 84H133V83H131ZM157 84V83H156ZM179 84V83H178ZM11 85V84H10ZM46 85V84H45ZM151 84H149L148 85V87L150 86ZM154 86V85H153ZM179 86V85H178ZM9 87H11V86H9ZM19 87V86H18ZM75 87V86H74ZM106 87V88H105ZM128 87V86H127ZM132 87H129V88H132ZM157 87V86H156ZM45 88V87H44ZM50 88V87H49ZM129 88H126L125 90L127 91ZM151 88V87H150ZM184 88V87H183ZM187 88V87H186ZM194 88V87H193ZM4 89V88H3ZM9 89H12V90H14L13 88H9ZM29 89V88H28ZM62 89H67V87H57V88H53V90H45L44 92H42L40 95H38V96H28V97H21V98H14V95H13V93H11V92H5V90H3V97L2 98H0V100H1V104H3V105H5V104H11V102H10V100H24V99H26V100H29V102H30V100H32V99H34V100H38L39 101V104L41 105V102H43L44 100H41V98L44 96V95H46L47 93L48 94H50L49 92L50 91H52V92H54V91H60V90H62ZM176 89V88H175ZM179 89V88H178ZM244 89V88H243ZM242 89V90H243ZM123 90V89H122ZM136 90H138V89H136ZM150 91H151V89H149ZM152 90H153V88H152ZM196 90V89H195ZM254 90L255 89H251V88H249L248 90L246 89L243 93H240L238 96H236V98H234L233 100H228V98H227V93H225L219 100H216L214 97H210V98H208L207 97V93H205V94H207V95H205V97H206V99H204V101H202V102H198V103H203L204 102V104H203V108L205 109V118H206V125L204 124V118H202V117H198V120L201 122V126H203V128H201L200 129V137H198V139H197V142L195 143V145L192 147V152H197L198 150L199 151H203V150H207V155L205 156V159H204V161L202 162V166H201V164L197 161V159H198V155L197 154H194V155H191L192 153L190 152V154H187V156H188V161L187 162H184V164H185V166H183L184 168H183V170H182V167H180L179 169H178V173L174 176V179H173V183H174V185L176 186V190H179V189H185V191L183 190V192H185L186 194H185V196L184 197H182V199L179 201V203L176 205V207H174L173 208V210H171V212L168 214V216H167V218H166V220L165 219H163V220H165V222L164 223H162L161 224V226H160V228L159 229H156V230H154L153 232H151V234H150V236L148 237V239H146L144 242H143V244L141 245V244H138V245H134L133 247V249L131 250V252L132 251H134L133 253H131V252H126V251H123L122 252V254L119 256V258H120V260L116 263V264H257L258 262H260V261H264V235L263 236H261V234L259 233V235H257V236H255V234L253 235V233L251 234V233H249V230H250V232H251V228L252 227H254L253 226V224H263L264 225V222H261L260 220H261V218L263 219L264 218V216L263 215H261V214H259V212L260 211H262V212H264V153H261V152H259V153H261V154H259V153H256V151L255 152H253L254 154L256 153L258 156H253V157H251V155L249 156V159H247V163L249 164L250 163V168H252V170H254V172L253 173H247L248 171H246V170H239V168H238V171L236 172L235 171V173L233 174H231V173H228L227 171H225V172H223V173H221V176L220 177H218V179H217V181L216 182H210L208 179H209V176H207L209 173H208V171L210 172V167L212 166L213 167V164H215L216 162L218 163V164H220V165H223L222 167H224V166H226L225 164V162L228 160V159H230V158H232V156L231 155H229L228 153H226L228 156H227V158H226V161H224V162H222L221 160H220V156H222L224 153H223V151L224 150H226L225 148L226 147H224L225 146V144L227 145L228 144V142L230 141V140H228L229 139V137L233 134V131L235 130V129H241V128H239L240 126H239V124H238V121H240L245 115H246V113H247V110L252 106V103H253V100H252V98H251V95H250V93L251 92H254ZM92 91H97V93L94 95V93H93V95L92 94H90ZM172 91V90H171ZM179 91V90H178ZM185 91H187V90H185ZM249 91V92H248ZM99 92V93H98ZM130 92V91H129ZM168 92V91H167ZM175 92V91H174ZM70 93V92H69ZM107 93V92H106ZM165 93V92H164ZM176 93H177V91H176ZM181 91L180 92H178L177 93V97H179L180 95H181ZM187 93V92H186ZM39 94V93H38ZM47 94V95H48ZM66 94H68V93H66ZM100 94V95H99ZM110 94V93H109ZM112 94V93H111ZM125 94V93H124ZM130 94V93H129ZM140 94V93H139ZM143 94V93H142ZM141 94V95H142ZM146 94V93H145ZM148 94H150V95H156L155 97L157 98V96H160L161 98H162V96L161 95H164L163 94V91L161 90V89H156V90H153L152 92H149ZM54 95V94H53ZM55 95H57V94H55ZM134 95V94H133ZM49 96H52L51 94L49 95ZM108 96H110V95H108ZM127 96L128 97H126V95H125V98H123V97H121L122 99V101L124 100H126V98H127V100L130 98V96L127 94ZM132 96V95H131ZM143 96V95H142ZM167 96V95H166ZM183 96V95H182ZM58 97H59V95H58ZM57 97V99H55L54 100V102L53 101H50L49 99L50 98H48L47 99V104L49 105V108H50V106L51 105H55V104H58V103H56V100H58V101H60L59 102V104L60 103H62V101L64 102V99L66 98V95L64 96V95H60V98H58ZM147 97V96H146ZM151 97V96H150ZM192 97V96H191ZM53 98H56L55 96L53 97ZM53 98H51V99H53ZM111 98H112V96H111ZM114 98L116 99V97L114 96ZM120 98V97H119ZM119 98H117V99H119ZM137 98V97H136ZM135 98V99H136ZM154 98V97H153ZM159 98V97H158ZM192 98H194V97H192ZM45 99V98H44ZM116 99V100H117ZM145 99V98H144ZM164 99V98H163ZM169 99V98H168ZM172 99H174V98H172ZM180 99H184V97H180ZM191 99V98H190ZM189 99V100H190ZM66 100V99H65ZM77 100V101H76ZM111 100V99H110ZM120 99H119V101H121ZM133 100V99H132ZM157 100V99H156ZM162 100V99H161ZM167 100V99H166ZM170 100H171V98H170ZM179 100V99H178ZM178 100H176V101H178ZM188 100V101H189ZM259 100H262V98H260ZM46 101V100H45ZM98 101V100H97ZM135 101V100H134ZM134 101L133 102H131V104L132 103H134ZM142 101V100H141ZM151 101V100H150ZM154 101V100H153ZM181 101V100H180ZM188 101H186V99H185V101H183V103H181V102H178V104H184V105H188L189 106V103H188ZM217 101H221V103L218 105V106H216L215 104L216 103H219V102H217ZM36 102V101H35ZM92 102V101H91ZM139 102H140V100H139ZM156 102V101H155ZM159 102H161V101H159ZM163 102V101H162ZM190 102V101H189ZM211 102V105H210V107L208 108V110H206L207 108H205V105L206 104H208V103H210ZM216 102V103H215ZM37 103V102H36ZM44 103V102H43ZM100 103V102H99ZM117 103H119V102H117ZM122 103V106H123V103L124 102H121ZM121 103H120V105H121ZM147 103H151V104H154V103H152V101L151 102H147ZM158 103V102H157ZM215 103V104H214ZM30 104V103H29ZM32 104V103H31ZM30 104V105H31ZM45 104H46V102H45ZM63 104V103H62ZM92 105H93V103H91ZM91 104H90V107H91ZM96 104V103H95ZM160 104V103H159ZM178 104H176V103H172V104H168V109H169V111L168 112H177V110L179 109V107H178ZM35 105V104H34ZM40 105H38V106H40ZM61 105V104H60ZM59 105V106H60ZM88 105V104H87ZM119 105V104H118ZM125 105V104H124ZM136 105V104H135ZM163 105V104H162ZM37 106V105H36ZM42 106V105H41ZM58 106V107H59ZM73 106V107H74ZM85 106V105H84ZM115 106H117V105H115ZM127 106V105H126ZM156 106V105H155ZM164 106V105H163ZM165 106V108L167 109V107ZM183 106V105H182ZM222 106V107H221ZM56 107V106H55ZM54 106H53V108H51V109H53L54 110V108H55ZM67 106L65 105L63 108L61 107H59V109L57 110V111H52L53 112V114H52V117L53 116H57V118H55V119H53L52 120V117H51V119H49V120H43V122H39V123H37L36 125H34L33 127L31 126V127H28L29 125H27L28 123H29V120L27 121L28 123L27 124H22L21 126H17V125H15V127L13 128V129H10V130H5L3 127H5V126H7V125H10V124H13V123H15L16 122V120L14 119V121L11 119V118H3L1 121H0V126H1V128H0V168L2 167V165L3 164H6V166L8 167V168H14L13 169V171L15 170V168L16 167H26V165L28 164V163H30V162H32V160H34L35 162V164L36 165H38V164H40V163H42L43 162V158H50V160H49V162H51V163H49V164H46V166H45V163H44V165H43V167L45 168V169H41L40 170V166H38V167H36V170L35 171H33V172H37L38 173V175H36L35 177H34V180L33 181H31V182H28V183H26L25 184V186H23V187H21V184L19 185V187H20V189H19V191L24 195V198L26 199L25 201L26 202H34L33 203V205H30L29 207H28V210H27V212L29 213V208H31L30 209V211H32V215H31V217H32V219L31 220H29L27 223H26V225H31V224H34L35 222H37V220H39V221H41V222H44V223H50V224H52V225H54V229L56 228V230H57V228L61 225V223L63 222V218H62V214L63 213H65L66 212V206L64 205V204H62V201L60 200V199H58V198H55V197H53V195H52V191H55L56 189H58V187H59V184L57 183V181H55V182H53L52 184L53 185H50V184H48L47 182H45L46 180H47V178L49 179V177L48 176H46L45 175V173L43 172L44 170L45 171H47L46 169H48V168H50V167H52V166H54L56 163H58V162H62L63 160H64V163L67 165V164H69V162H70V160L71 159H76L77 160V157L78 158H80L81 160V162L80 161H78V166L79 165H81V163L84 161V160H86L87 162H90L91 161V157L93 158V160H95L96 159V157L94 156V155H92V154H89L88 153V149H86V148H88V147H93V146H91L92 144H93V141H91L92 139H90V141H88V139L86 138V142L87 143H79V145L77 146V148L76 147H74L75 149H71L70 148V146L67 148V149H63V151H62V153H66L65 154V156H66V158H67V155H72L73 157H71V156H69L67 159H65V158H63V154H60L59 152H56V153H54V154H50V151L46 154V155H44L43 157H42V155L44 154V150L43 151H39L38 153H37V155H35L36 154V150H34V152L32 151L33 149H31V151H30V148H31V145L33 144V145H38V144H43L44 142V139H48V138H50V136H48V135H50V134H52L53 133V131L54 130H56V134H53V135H55L54 137H53V139L56 137V138H58V136H57V134H60V132L61 131H65V130H69V129H74V130H76V124L74 123V122H76L78 119L82 122V123H85L86 122V124H85V126H87L88 127V125L90 124L89 123V120H91V114L90 113H88V112H84V111H80V112H78L79 113V118L78 119H76V120H72L74 117H76L77 118V116H75V110H74V113H73V111H69V113L70 114H72V116H69V118L71 119V121L73 122V123H68V127H65V126H63L62 124H61V121H59L61 118H63L66 114H68L67 113V111H65V108H66ZM73 107H71V109L73 108ZM104 107V106H103ZM141 107V106H140ZM146 107V106H145ZM149 107V106H148ZM34 108V107H33ZM38 108V107H37ZM46 108H47V106H46ZM48 108V110H50ZM75 108H76V106H75ZM88 108V107H87ZM99 108V107H98ZM129 108H131V107H129ZM136 108L137 107H135V110H136ZM163 108V107H162ZM188 108V107H187ZM216 108H218V110H219V112L217 111V109ZM31 109V108H30ZM45 109V108H44ZM43 109V110H44ZM77 109V108H76ZM81 109V108H80ZM79 109V110H80ZM100 109H102V108H100ZM99 109V110H100ZM104 109V108H103ZM119 109V108H118ZM132 109V108H131ZM134 109V108H133ZM143 109V108H142ZM153 109V108H152ZM181 109H183V108H181ZM193 109H194V107H193ZM29 110V109H28ZM32 111H28L29 112V114H30V118L31 117H33V119H35V120H38V119H36V118H38V116H40V115H42L43 113H42V111H41V113L39 112V110L37 111V115H36V118L34 117L35 115V113H33V109H31ZM73 110V109H72ZM150 110V109H149ZM148 110V111H149ZM154 110H156V109H154ZM161 110V109H160ZM187 110V109H186ZM197 110H198V108H197ZM45 111H47V109L45 110ZM111 111V112H110ZM112 111L114 112V110L113 109H109L108 110V112H110V113H112ZM129 111V110H128ZM134 111V110H133ZM144 111V110H143ZM185 111V110H184ZM194 111H196V110H194ZM225 111V113L226 114H224L223 112ZM91 112V111H90ZM105 112H106V109H105ZM125 113H126V111H124ZM132 112V111H131ZM136 112H137V110H136ZM152 112V111H151ZM188 112V111H187ZM40 113V114H39ZM45 113V112H44ZM96 113V112H95ZM101 113V112H100ZM104 113V112H103ZM125 113H119V114H125ZM127 113H129V112H127ZM126 113V114H127ZM135 112H133V114H134ZM164 113V112H163ZM179 113V112H178ZM182 113V112H181ZM185 113H186V111H185ZM47 114H48V112H47ZM46 114V115H47ZM114 114V113H113ZM132 114V113H131ZM132 114V116L134 117V115ZM153 114V113H152ZM170 114H172V113H170ZM174 114V113H173ZM172 114V115H173ZM188 114V113H187ZM189 114H190V112H189ZM224 114V115H223ZM48 115H50V114H48ZM92 115L94 116V114L92 113ZM107 115V114H106ZM116 115V117H117V114H115ZM183 115V114H182ZM43 116V115H42ZM45 116V115H44ZM104 116H105V114H104ZM103 116V117H104ZM125 116V118H126V115H124ZM132 116H130L129 115V117H132ZM136 117L135 118H137V114L135 115ZM139 116V115H138ZM158 116V115H157ZM156 116V117H157ZM159 116H161V114L159 115ZM174 116V115H173ZM185 116H186V114H185ZM108 117V116H107ZM107 117H105V118H107ZM119 117H120V115H119ZM123 117V116H122ZM129 117H127V118H129ZM166 117V116H165ZM163 118V119H167V117L166 118ZM190 117H191V115H190ZM195 117V116H194ZM193 117V118H194ZM260 117V116H259ZM105 118H102V120L101 121H103V119H105ZM135 118H133V119H135ZM151 118H153V116L151 117ZM176 118H177V116H176ZM179 118H180V116H179ZM178 118V119H179ZM261 118H264V115L261 117ZM39 119H40V117H39ZM68 119V118H67ZM75 119V118H74ZM88 119V120H87ZM111 119H113V118H110V120ZM115 119H118V118H114V120ZM120 120H121V117L119 118ZM147 119H149V118H147ZM154 119V118H153ZM152 119V120H153ZM18 120H21V119H18ZM17 120V121H18ZM30 120H32V119H30ZM34 120V121H35ZM96 120H98V119H96ZM107 121L109 120V118L108 119H106ZM106 120H105V122H106ZM123 120V119H122ZM161 120V119H160ZM168 120H172V118L170 119V117H169V119ZM33 121V122H34ZM95 121V120H94ZM126 122H127V120H125ZM137 121V120H136ZM145 121V123H146V120H144ZM144 121H142V122H144ZM164 121V120H163ZM188 120H186V122H187ZM190 121H192V120H190ZM195 122H196V120H194ZM257 121V120H256ZM31 122V121H30ZM81 122H79V124L81 123ZM91 122V121H90ZM99 122V121H98ZM112 122H115V121H112ZM161 122V121H160ZM167 122V121H166ZM169 122V121H168ZM179 122V121H178ZM184 122V121H183ZM229 122V123H228ZM255 122V121H254ZM258 122V121H257ZM78 123V122H77ZM93 123V122H92ZM102 123H104V122H102ZM121 123V122H120ZM120 123H118V124H120ZM134 123V122H133ZM148 123V122H147ZM147 123L145 124V125H147ZM165 123V122H164ZM172 123V122H171ZM177 123V122H176ZM182 123V122H181ZM29 124H31V123H29ZM33 124V123H32ZM94 124V123H93ZM99 124V123H98ZM113 124H115V123H113ZM123 124V123H122ZM125 124V123H124ZM130 124V123H129ZM143 124V123H142ZM141 124V126L139 127V128H141V130L140 131H142V125ZM154 124V123H153ZM173 124H175V122L173 123ZM172 124V125H173ZM179 124V123H178ZM189 124V123H188ZM196 124H198V122L196 123ZM92 125V124H91ZM91 125H89V126H91ZM95 125V124H94ZM110 125H111V121H110ZM127 125V124H126ZM139 125H140V123H139ZM144 125V126H145ZM149 126H150V122H149V124H148ZM185 125V124H184ZM193 125V124H192ZM260 125V124H259ZM262 125H264V124H262ZM52 126V127H51ZM81 126V125H80ZM79 125H78V127H80ZM93 126V125H92ZM99 126H103V125H99ZM98 126V127H99ZM109 126V125H108ZM118 126V125H117ZM120 126V125H119ZM124 127H125V125H123ZM148 126V127H149ZM164 126V125H163ZM187 126V125H186ZM190 126H191V124H190ZM213 126H216V128H215V131L214 132H212V127ZM56 127V128H55ZM97 127V128H98ZM114 127H115V125H114ZM136 127V126H135ZM153 127V126H152ZM151 127V128H152ZM157 127H158V125H157ZM160 127H161V125H160ZM167 127H169V126H167ZM177 127V126H176ZM179 127V126H178ZM177 127V128H178ZM181 127H185V126H181ZM200 127V126H199ZM244 127V126H243ZM247 127H249V128H252L253 130H256V129H254V127L251 125V126H247ZM256 127H258V126H256ZM255 127V128H256ZM89 128V127H88ZM87 128V129H88ZM92 128V127H91ZM108 128V127H107ZM119 128V127H118ZM121 129L123 128V127H120ZM138 128V127H137ZM146 128V127H145ZM145 128L143 129V130H145ZM171 128V127H170ZM185 128H189V126L188 127H185ZM248 128V129H249ZM18 129H21V130H23V132L21 133V134H19V136H15L9 143L7 142V141H5V143L6 144H3L4 143V139H5V137H7V138H9L8 140H10V137H8V136H10V135H12V134H14L15 132H17L18 131ZM82 129H84L83 127H82ZM85 129H86V127H85ZM95 129V128H94ZM93 129V130H94ZM100 129V128H99ZM117 129V128H116ZM130 129V128H129ZM153 130L155 129L156 130V128H152ZM175 129V128H174ZM179 129V128H178ZM181 129H184V128H181ZM196 129V128H195ZM194 129V130H195ZM73 130V131H74ZM78 131V135H79V132H83V131H81L80 129H77ZM89 130V129H88ZM91 130V129H90ZM98 130V129H97ZM97 130H95L96 132H98ZM102 130V129H101ZM109 130V129H108ZM107 130V131H108ZM118 130V129H117ZM116 130V131H117ZM137 130V129H136ZM180 130V129H179ZM246 130H247V128H246ZM245 130V131H246ZM46 131L48 132V133H46ZM92 131V130H91ZM90 131V132H91ZM95 131H94V133H95ZM127 131V130H126ZM146 131V130H145ZM148 131V130H147ZM150 131V130H149ZM158 131H160V130H158ZM157 131V132H158ZM178 131V130H177ZM185 131V130H184ZM183 131V132H184ZM224 132V133H222V132ZM89 132V131H88ZM89 132V133H90ZM100 132V131H99ZM98 132V133H99ZM115 132V131H114ZM124 132V131H123ZM137 132V131H136ZM153 132V131H152ZM182 132V131H181ZM251 132V131H250ZM258 132H261V134L260 133H258V137H259V139H257V140H255V139H251V143H253L251 146L252 147H255L256 145H263L264 144V130H262V129H260V131H258ZM24 133H28V134H25V135H23ZM74 133V132H73ZM83 133H85V132H83ZM92 133V132H91ZM110 133V132H109ZM125 133V132H124ZM126 133H128V132H126ZM132 133V132H131ZM134 133V132H133ZM138 133H145L144 131L143 132H139V130H138ZM179 133V132H178ZM263 133V134H262ZM41 134H45L43 137H41V138H39V140L37 139V140H35V138L37 137H39ZM64 134V133H63ZM65 134H67V133H65ZM77 134V133H76ZM82 134V133H81ZM146 134V133H145ZM156 134H158V137H157V139H156V137H155V139H156V142H155V144L154 143H152L151 141L152 140H149V147L147 146V142H146V144H145V142H144V144H145V147L144 148H146V147H148V149H150L151 148V150H147V151H151V153H149V152H147V153H149V154H146V155H144V160H143V162H144V164H142L141 166H143V165H145V166H148V165H150L151 163H153V161H154V157L156 156V155H160L159 153L161 152V150H163L162 148H163V146L167 149V152H169L172 148H171V144H172V141L174 140V138H175V135H174V137L172 138V136H173V134H171V132L167 129V128H164L163 130H161L159 133H156ZM184 134V133H183ZM208 134H214L213 135V137H212V139H209L208 140V142H207V135ZM15 135V134H14ZM22 135V136H21ZM68 135H70V134H68ZM73 135V134H72ZM83 135H85V134H83ZM109 135V134H108ZM110 135H112L113 136V134H110ZM127 136L128 134H122L121 136ZM133 135V134H132ZM144 135V134H143ZM148 135V134H147ZM179 135H181L180 133H179ZM187 135V134H186ZM190 135V134H189ZM188 135V136H189ZM192 135V134H191ZM71 136V135H70ZM82 136V135H81ZM99 136H101L100 134H99ZM104 136H106V135H104ZM104 136H102L103 137V139L105 138ZM142 136V135H141ZM146 136V135H145ZM144 136V137H145ZM183 136V135H182ZM194 136V135H193ZM45 137V138H44ZM63 137H65V136H63ZM62 137V135H61V138H63ZM67 137V136H66ZM83 137V136H82ZM128 137V136H127ZM127 137H126V139H127ZM131 137H133V136H131ZM154 137V136H153ZM164 137L165 138V142L164 141H162L161 142V139ZM181 137V136H180ZM184 137V136H183ZM182 137V138H183ZM186 137V136H185ZM69 138V137H68ZM89 138V137H88ZM101 138V137H100ZM100 138H99V140H100ZM116 138V137H115ZM146 138V137H145ZM151 138V137H150ZM179 138V137H178ZM59 139V138H58ZM74 139V138H73ZM73 139H71V140H73ZM102 139V138H101ZM122 139L123 138H121V141H122ZM126 139H124V141H126ZM142 139V138H141ZM144 139V138H143ZM142 139V140H143ZM149 138H147L146 140H148ZM231 139V138H230ZM30 140H32V142L31 143H26V142H28V141H30ZM52 140V139H51ZM60 140V139H59ZM67 142H68V140L67 139H65ZM71 140L69 141V144L71 143ZM80 140V139H79ZM184 140V139H183ZM60 141H62V140H60ZM65 141V142H66ZM95 141H96V139H95ZM102 141V140H101ZM104 142H105V140H103ZM121 141L119 142V141H116V142H119V143H121ZM124 141H122V142H124ZM138 141H139V139H138ZM154 141V140H153ZM189 141V140H188ZM228 141V142H227ZM235 141H237V139H235V140H233L232 141V143H234ZM50 142V141H49ZM73 142V141H72ZM79 142V141H78ZM142 142V143H143ZM174 142H175V140H174ZM37 143V144H36ZM63 143V142H62ZM88 143L89 144H91V145H88ZM103 143V142H102ZM115 143V142H114ZM150 143H152V144H150ZM176 143V142H175ZM174 143V144H175ZM231 143V144H232ZM45 144V143H44ZM50 144V143H49ZM55 144V143H54ZM66 144H68V143H66ZM177 144V143H176ZM186 144V143H185ZM241 145V142L240 141H238V142H235L233 145H235V146H237V145ZM64 145V144H63ZM116 145V144H115ZM126 145V144H125ZM141 145H143V144H141ZM184 145V144H183ZM47 147H48V145H46ZM51 146L53 147V145L51 144ZM56 146V145H55ZM54 146V147H55ZM61 145H59L58 147H60ZM107 146V145H106ZM109 146V145H108ZM118 146V145H117ZM144 146V145H143ZM142 146V147H143ZM158 146V147H157ZM161 146V147H160ZM185 146V145H184ZM191 146H192V144H191ZM37 146H35V148H36ZM57 147V148H58ZM66 147V146H65ZM94 147H95V145H94ZM93 147V148H94ZM159 148L160 147V149H159V151H157L156 149L157 148ZM41 148H43V147H41ZM46 148V147H45ZM44 148V149H45ZM57 148H55V150L54 151H57ZM61 149H62V146L60 147ZM59 148V149H60ZM73 148V147H72ZM80 148H82L81 150H80ZM114 147H112V145H111V147L109 148V151L111 152L112 151V149H113ZM144 148H142V150H144ZM155 148V150L158 152V153H155V154H153L154 155V157H152V160L150 159V158H147L146 156H149V157H151V155H152V153H154V151L152 150V149H154ZM164 148V149H165ZM37 149H38V147H37ZM47 149V148H46ZM80 150L79 152H77V150ZM115 149V148H114ZM118 149H120V148H118ZM130 149V148H129ZM134 149H136V148H134ZM133 149V150H134ZM244 149V148H243ZM93 150V149H92ZM98 150H100V149H98ZM131 150V149H130ZM142 150H140L141 151V153H142ZM183 150V149H182ZM186 150V149H185ZM228 150V149H227ZM13 151H15L16 153L15 154H19L20 156H23V157H25V159H24V161L23 162H19V163H17L16 161V159L18 158V156H17V158H15V161L14 162H12V160L9 158V159H7V155H9L11 152H13ZM101 151V150H100ZM127 151H129V150H127ZM126 151V152H127ZM155 151V152H156ZM239 151V150H238ZM31 152V153H30ZM53 152V151H52ZM94 152V151H93ZM122 152H124L123 150H122ZM126 152H124V153H126ZM146 152V151H145ZM165 152V151H164ZM166 152V153H167ZM115 153H116V151H115ZM118 153V152H117ZM128 153V152H127ZM132 153V151L131 152H129V154L128 155H130ZM161 153H163V152H161ZM199 153V152H198ZM201 153V152H200ZM112 154H114V153H112ZM134 154V153H133ZM144 154V153H143ZM165 154V153H164ZM168 154V153H167ZM51 155V156H50ZM62 155V156H61ZM105 155L107 156V153H105ZM127 155V156H128ZM138 156H139V154H137ZM137 155H136V158H137ZM141 155V154H140ZM163 155V154H162ZM180 155V154H179ZM178 155V156H179ZM50 156V157H49ZM61 156V157H60ZM121 156V155H120ZM161 156V155H160ZM166 156H168V155H166ZM14 157H16V156H14ZM56 157V158H55ZM57 157H58V159H57ZM142 157V156H141ZM162 157V156H161ZM13 158V157H12ZM103 158V157H102ZM113 158V157H112ZM115 158H116V156H115ZM118 158V157H117ZM126 158V157H125ZM128 158V157H127ZM131 158V157H130ZM139 159H140V157H138ZM183 158V157H182ZM32 159V160H31ZM114 159V158H113ZM122 159V158H121ZM120 159V160H121ZM133 159V158H132ZM158 159H160V158H158ZM175 159V158H174ZM176 159H178V160H180L179 159V157L178 158H176ZM254 159H256V160H254ZM66 160V161H65ZM83 160V161H82ZM119 160V159H118ZM124 160V159H123ZM134 160V159H133ZM137 160V159H136ZM145 160L146 161H149L148 163H145ZM171 160V159H170ZM129 161V160H128ZM131 161V160H130ZM161 161V160H160ZM165 161V160H164ZM186 161V160H185ZM200 161V160H199ZM15 162L17 163V164H15ZM115 162H117L116 160H115ZM119 162V161H118ZM117 162V163H118ZM121 162V161H120ZM120 162L118 163V164H116V165H113L112 163L110 164V166H114V168H116L117 169V166L120 164ZM170 162V161H169ZM169 162L167 163L168 165H169ZM179 162V161H178ZM198 162V163H197ZM114 163V162H113ZM129 163V162H128ZM127 163V164H128ZM133 163V162H132ZM138 163H141V162H138ZM156 163V162H155ZM154 163V164H155ZM216 163V164H217ZM225 163V164H224ZM253 163H258L256 166H254L253 165ZM62 164H63V162H62ZM61 164V165H62ZM73 164H75V163H73ZM94 164V163H93ZM130 164V163H129ZM128 164V165H129ZM162 164H163V161H162ZM179 164V163H178ZM182 164H183V161H182ZM215 164V165H216ZM235 164V163H234ZM239 164V163H238ZM237 164V165H238ZM60 165V164H59ZM59 165H58V167L57 168H59ZM61 165H60V167H61ZM132 165V164H131ZM138 165V164H137ZM136 165V166H137ZM176 165V164H175ZM198 165V166H197ZM56 166V165H55ZM69 166V165H68ZM133 166H135V164L134 165H132L131 166V168L133 167ZM150 166H155V165H150ZM157 166H158V163H157ZM66 166H64V168H65ZM120 167H121V165H120ZM156 167V166H155ZM178 167V166H177ZM236 167V166H235ZM53 169H54V167H52ZM56 168V169H57ZM119 168V167H118ZM122 168V167H121ZM143 168H145V167H143ZM232 168V167H231ZM147 169H148V167H147ZM151 169V168H150ZM177 169V168H176ZM213 169V168H212ZM217 169H219V168H217ZM149 170V169H148ZM158 170V169H157ZM164 170V169H163ZM174 170V169H173ZM229 170H231V169H229ZM237 170V169H236ZM12 171V172H13ZM50 171V170H49ZM61 172H62V170H60ZM59 171V172H60ZM129 171H131V170H129ZM151 171H152V169H151ZM223 171V170H222ZM161 172V171H160ZM177 172V171H176ZM231 172V171H230ZM42 173V174H41ZM146 173V172H145ZM144 173V174H145ZM165 173V171L163 172V174ZM212 173V172H211ZM58 174V173H57ZM152 174V173H151ZM215 174V173H214ZM219 174V173H218ZM50 175V174H49ZM51 175H52V172H51ZM146 175V174H145ZM144 175V176H145ZM216 175H217V173H216ZM5 175H3V173H0V180L4 177ZM18 176V174H12L8 179H3V180H1L0 181V186H2V185H5V184H7L11 179H14V178H16ZM60 176V175H59ZM134 176H135V174H134ZM140 176V175H139ZM169 176V175H168ZM172 176V177H173ZM53 177V176H52ZM51 177V178H52ZM160 177V176H159ZM216 177V176H215ZM11 178V179H10ZM55 178V177H54ZM58 179H59V177H57ZM151 178V177H150ZM161 178H165V177H161ZM210 178H211V176H210ZM44 179H46L45 181H43ZM56 179V178H55ZM144 179V178H143ZM155 179V178H154ZM216 179V178H215ZM158 180V179H157ZM156 180V181H157ZM161 180V179H160ZM175 180V181H174ZM212 180V179H211ZM59 182V181H58ZM155 182V181H154ZM153 182V183H154ZM49 183H51V182H49ZM152 183V184H153ZM150 184V183H149ZM167 184V183H166ZM185 186H184V185ZM145 185V184H144ZM146 185H148V182H147V184ZM159 185V184H158ZM158 185H157V187H158ZM162 185V184H161ZM164 186H165V184H163ZM162 185V186H163ZM168 185H170V184H168ZM182 186H184V187H182ZM6 187H12V190L15 192L16 191V188H17V184H12V185H7ZM107 187V186H106ZM156 187V186H155ZM145 188V187H144ZM152 188H154V187H152ZM226 188H228L229 190L227 191V192H229L230 193V195H229V197H223V196H227V192L225 191V189ZM162 188H159V190H161ZM164 189H166V188H163V190H161V192L162 191H164ZM58 190H60V189H58ZM147 190V189H146ZM169 190V189H168ZM167 190V191H168ZM145 191V190H144ZM61 194H63L64 193V191L62 190V191H59ZM154 192V191H153ZM174 192V191H173ZM2 193H3V191L2 190H0V200L2 199V198H4L5 199V204L4 205H7L8 207H9V209H13V208H15V201H14V199L11 197V198H9V196H5V195H2ZM160 193V192H159ZM158 193V194H159ZM205 193H207L208 194V196L205 198V200L201 203V196L203 195V194H205ZM138 194V193H137ZM154 194H155V192H154ZM157 194V193H156ZM164 194V193H163ZM192 194H194L195 196H196V198H197V200H198V203H197V205L196 206H194L195 205V201H190V200H192L191 198H190V195H192ZM166 195H168V194H165V196ZM153 196V195H152ZM157 196V195H156ZM161 196V195H160ZM141 197H143V196H141ZM149 197V196H148ZM162 197V196H161ZM164 197V196H163ZM162 197V198H163ZM169 197V196H168ZM174 197H175V193L174 194H172L170 197H169V199H168V202H170L171 200H173L174 199ZM91 198V197H90ZM90 198L88 199V200H90ZM151 198V197H150ZM159 198V197H158ZM158 198H156V199H158ZM164 199V198H163ZM165 199H167V198H165ZM88 200H86V201H88ZM150 200V199H149ZM153 200V199H152ZM159 200V199H158ZM143 201V203L144 204H146V201H144V200H142ZM166 201V200H165ZM156 202H157V200H156ZM155 202V203H156ZM162 202H164V201H162ZM42 203V205H40L39 206V204H41ZM84 203V202H83ZM148 203V202H147ZM161 203V202H160ZM159 204V203H158ZM157 204V205H158ZM169 204H171V203H169ZM168 204V205H169ZM225 205L226 207H227V209L229 210L226 214H228L227 215V217H225L224 219L226 220V221H229V222H226V224H222V223H217V224H209V225H205V226H201L200 228H198V232H196V233H194V234H189V236L181 243V245H179L178 247H177V249H176V253L175 254H170L169 256H164V253L166 252V250L170 247V248H172L173 246H174V242L176 241V236H175V233H176V230H174L173 228H176L177 227V223L180 221V222H182V224L180 225V227H183V228H186L187 226H189V225H187V224H192L193 222H194V219H193V215H192V217L190 218V216L188 215V213L192 210V208L193 209H196V210H198V209H201V214H200V217H204V216H206V215H208V214H211V213H214V212H216L218 209H220L221 207H220V205ZM64 205V206H63ZM151 205H153V204H151ZM157 205H156V207H157ZM167 205V204H166ZM166 205H160L159 204V206L160 207H158V208H156V209H153L152 211H151V213L149 214V216H148V222H150V221H152V220H155V219H158V218H160L161 216V213H160V209L162 208V206H166ZM172 205V204H171ZM83 207L85 206V205H82ZM155 206V205H154ZM153 206V207H154ZM206 206H209V208H206ZM76 208H77V206H75ZM168 207V206H167ZM171 208V207H170ZM107 209H108V207H107ZM77 210H79L78 208L76 209V211ZM108 211V210H107ZM162 211V210H161ZM158 212L160 213V215H158ZM168 212V211H167ZM175 212V213H174ZM231 212H237L238 214L236 215V217L235 216H233V215H229V213H231ZM121 212H119L118 213V215L120 214ZM165 213V212H164ZM6 214V213H5ZM5 214H2V215H0V217L1 216H4ZM25 213H20V215H24ZM107 214H108V212H107ZM167 214V213H166ZM194 214V213H193ZM121 215V214H120ZM247 215V216H246ZM124 216V215H123ZM121 217V219L123 220V222H125V221H128L127 219H126V217ZM100 217V216H99ZM99 217H96L95 215H91V216H88V214H85V216H80V215H75L74 217H73V220L71 221V222H69V225H72V224H75L77 227H79V226H83L84 224H86V222L88 221V222H93V221H97V223L99 222L97 219L99 218ZM164 217V216H163ZM258 218V219H260V220H258V222H255V219H253V220H251L250 218ZM129 218V217H128ZM169 218H172V220H171V222H168L167 220L169 219ZM240 219H242L243 221H246L245 223H243V222H241V220ZM245 219V220H244ZM249 219L251 220V221H249ZM101 220H102V218H101ZM104 222V221H103ZM102 222V223H103ZM96 223V222H95ZM104 226V225H103ZM221 226H224L225 228H220ZM248 226H250V227H248ZM161 228H163V231L161 230ZM216 228H219V229H216ZM259 228V227H258ZM200 229L202 230V231H200ZM214 229H216V230H214ZM246 229V230H245ZM102 230V228L100 227V228H98L97 229V231H96V234L94 235V238H97V237H99V233H100V231ZM257 232L258 231H262V230H256ZM264 231V230H263ZM33 234V231L31 230L30 232H28V233H26L24 236H22V237H24V238H27V237H29V236H31ZM49 234V233H48ZM48 234H44V235H48ZM101 234H103V231H101ZM43 235V236H44ZM114 236H116V235H114ZM38 239H36V241H37ZM21 243V240H19V239H17L16 241H14L13 242V244H14V247L16 248L19 244ZM114 243H116V242H109V243H106V245L104 246H101V245H93V246H91L89 249H87V250H85L83 253H82V257L80 258L79 256H78V262L76 263V264H107V261L108 260H110V259H113L117 254H118V252H119V250L121 249V248H125L126 247V245L124 246V244L122 243V242H120V243H117V244H115V245H111V246H109V247H107V244H114ZM36 246H38V245H36ZM39 246H41L40 248H36V252H35V254L34 255H32V257L31 258H29L28 260H32V259H34V258H37V257H39L40 255H41V253L43 252V251H46V252H48L49 251V246L50 245H46V246H44V247H42L43 246V243L41 244V245H39ZM128 247V246H127ZM19 248L20 247H18L17 249H18V252H20L19 251ZM61 248H62V246L58 249H56L55 250V252L53 253V255H52V257H51V259H50V261H49V263L47 262V264H50V262H52L53 260H55V261H57L58 259H59V257H60V250H61ZM167 248V249H166ZM12 252H17V250H11L10 248L8 249V251L5 253L6 254V256H7V259H9L10 258V254L9 253H12ZM74 252H76V249H74ZM126 252V253H125ZM128 253V254H127ZM15 256V258H17L18 259V254H14ZM125 255V256H124ZM13 257V258H14ZM6 258V257H5ZM6 259V260H7ZM11 260V263L13 264V263H15V261H14V259H12V258H10ZM6 260H4L3 262H2V264H9ZM37 261V262H36ZM35 262H32L33 264H38V259L36 260ZM1 264V263H0Z\"/></svg>",
    "mask_w": 264,
    "mask_h": 264
}]
</instances>
